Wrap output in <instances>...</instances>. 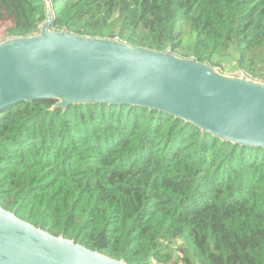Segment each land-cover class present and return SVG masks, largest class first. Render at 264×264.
<instances>
[{
    "label": "trees",
    "instance_id": "obj_1",
    "mask_svg": "<svg viewBox=\"0 0 264 264\" xmlns=\"http://www.w3.org/2000/svg\"><path fill=\"white\" fill-rule=\"evenodd\" d=\"M50 2L54 29L264 80V0ZM44 18L43 0H0V40ZM54 103L0 111L1 207L129 264H264V149L146 107Z\"/></svg>",
    "mask_w": 264,
    "mask_h": 264
},
{
    "label": "water",
    "instance_id": "obj_2",
    "mask_svg": "<svg viewBox=\"0 0 264 264\" xmlns=\"http://www.w3.org/2000/svg\"><path fill=\"white\" fill-rule=\"evenodd\" d=\"M36 33L0 40V111L54 99L72 105L146 107L221 141L264 149V80L119 39L54 29L50 0ZM0 264H129L53 235L0 205Z\"/></svg>",
    "mask_w": 264,
    "mask_h": 264
},
{
    "label": "rangeland",
    "instance_id": "obj_3",
    "mask_svg": "<svg viewBox=\"0 0 264 264\" xmlns=\"http://www.w3.org/2000/svg\"><path fill=\"white\" fill-rule=\"evenodd\" d=\"M230 56L227 58V62L231 64V67L234 69L235 68V52L233 49H230ZM217 69H219L221 72L226 73V74H238L237 71L235 70H230V69H226V68H218L215 67ZM150 264H161V263H150Z\"/></svg>",
    "mask_w": 264,
    "mask_h": 264
},
{
    "label": "built area",
    "instance_id": "obj_4",
    "mask_svg": "<svg viewBox=\"0 0 264 264\" xmlns=\"http://www.w3.org/2000/svg\"><path fill=\"white\" fill-rule=\"evenodd\" d=\"M238 73V72H237Z\"/></svg>",
    "mask_w": 264,
    "mask_h": 264
}]
</instances>
